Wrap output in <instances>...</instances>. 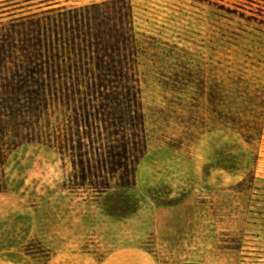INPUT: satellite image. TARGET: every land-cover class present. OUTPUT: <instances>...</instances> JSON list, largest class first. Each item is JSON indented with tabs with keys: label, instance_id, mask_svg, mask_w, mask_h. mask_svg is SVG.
I'll list each match as a JSON object with an SVG mask.
<instances>
[{
	"label": "rangeland",
	"instance_id": "obj_1",
	"mask_svg": "<svg viewBox=\"0 0 264 264\" xmlns=\"http://www.w3.org/2000/svg\"><path fill=\"white\" fill-rule=\"evenodd\" d=\"M100 1L0 0V23ZM129 1L135 183L95 189L52 140L63 107L21 101L0 124V264H264V0Z\"/></svg>",
	"mask_w": 264,
	"mask_h": 264
},
{
	"label": "trees",
	"instance_id": "obj_2",
	"mask_svg": "<svg viewBox=\"0 0 264 264\" xmlns=\"http://www.w3.org/2000/svg\"><path fill=\"white\" fill-rule=\"evenodd\" d=\"M141 35L129 0L49 7L0 23V124L23 100L56 102L60 153L95 189L132 186L148 145Z\"/></svg>",
	"mask_w": 264,
	"mask_h": 264
}]
</instances>
